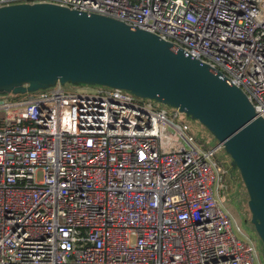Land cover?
<instances>
[{
    "label": "built area",
    "instance_id": "obj_1",
    "mask_svg": "<svg viewBox=\"0 0 264 264\" xmlns=\"http://www.w3.org/2000/svg\"><path fill=\"white\" fill-rule=\"evenodd\" d=\"M54 4L154 33L221 72L264 119V0ZM0 94V264H259L217 149L122 89ZM19 111V109H21Z\"/></svg>",
    "mask_w": 264,
    "mask_h": 264
},
{
    "label": "water",
    "instance_id": "obj_2",
    "mask_svg": "<svg viewBox=\"0 0 264 264\" xmlns=\"http://www.w3.org/2000/svg\"><path fill=\"white\" fill-rule=\"evenodd\" d=\"M122 89L178 109L231 157L264 245V119L221 72L154 33L54 4L0 8V94L56 85Z\"/></svg>",
    "mask_w": 264,
    "mask_h": 264
},
{
    "label": "rangeland",
    "instance_id": "obj_3",
    "mask_svg": "<svg viewBox=\"0 0 264 264\" xmlns=\"http://www.w3.org/2000/svg\"><path fill=\"white\" fill-rule=\"evenodd\" d=\"M56 86L40 91L54 90ZM62 87L67 92L70 93H81V92L89 91L95 86H89L84 84L71 85L68 83ZM15 95H17V96L13 95L15 99L21 97L19 96V94H15ZM169 109H171L172 111L174 108H169ZM21 110L22 108L19 109V111ZM4 115L5 114H0V116H4ZM180 119L189 124L191 128L190 133L194 135V137L198 141H200L201 144L211 149L218 148L219 146L218 141L211 135L208 129L205 126H203L198 120H195L191 116L185 114H181ZM216 159L221 163L224 171L226 172L223 175V182L225 186L223 196L226 199V203H225L226 207L236 217L237 221L241 224V227L245 232V234L252 239L253 244L257 247L259 264H264V245L258 233L256 232L255 226L251 224L252 215L250 213L249 207L247 206L248 205L247 200L249 196L247 197V195H245V191L243 188L241 190H238L239 184L242 183L240 181L241 174L236 168L233 169L231 157L226 153L223 147L217 149Z\"/></svg>",
    "mask_w": 264,
    "mask_h": 264
},
{
    "label": "trees",
    "instance_id": "obj_4",
    "mask_svg": "<svg viewBox=\"0 0 264 264\" xmlns=\"http://www.w3.org/2000/svg\"><path fill=\"white\" fill-rule=\"evenodd\" d=\"M240 181L242 182L241 184H239L243 189H244V191H245V195H247V197L249 196L248 195V192H247V189H246V187H245V185H244V183H243V181H242V179L240 178ZM239 182V181H238ZM246 197V196H245ZM246 200H247V198H246ZM248 202H249V197H248V200H247ZM248 204V203H247ZM248 206V205H247Z\"/></svg>",
    "mask_w": 264,
    "mask_h": 264
},
{
    "label": "crops",
    "instance_id": "obj_5",
    "mask_svg": "<svg viewBox=\"0 0 264 264\" xmlns=\"http://www.w3.org/2000/svg\"><path fill=\"white\" fill-rule=\"evenodd\" d=\"M237 184H238V182H237ZM241 189H242V187L239 185V186H238V190H241Z\"/></svg>",
    "mask_w": 264,
    "mask_h": 264
}]
</instances>
